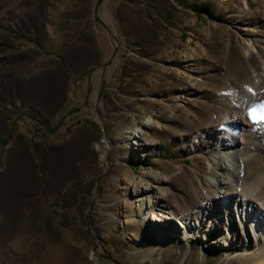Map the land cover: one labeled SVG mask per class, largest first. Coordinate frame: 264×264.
Wrapping results in <instances>:
<instances>
[{
	"label": "rangeland",
	"instance_id": "1",
	"mask_svg": "<svg viewBox=\"0 0 264 264\" xmlns=\"http://www.w3.org/2000/svg\"><path fill=\"white\" fill-rule=\"evenodd\" d=\"M5 1L9 0H0V4ZM226 1L216 5L212 0H144V9L149 10L156 19V25H151V45L148 43L142 49L134 43L129 48L130 55H127L112 35L116 43H112L111 55L102 66L104 71H98L101 78L96 80L95 101L85 100L79 106L74 104L69 109L64 108L52 122L54 128L48 132V136H53L56 142L45 148V155L49 158V155H55L54 150L60 145L87 133L85 129H74L87 125L96 131V137H92L94 139L89 141L90 144H79L80 154L70 158L82 161L83 168H69L64 173V177H73L81 171V181L85 179L86 183L80 195L86 203V211L80 215L73 206L64 211L58 206L49 215L55 228L52 240L69 243L71 246L67 251L73 258L63 261V250L51 248V238L42 231L34 235V242H6L7 247L0 249V264H135L129 254H144L156 240L147 234L143 225L137 226L128 184L142 178L153 185V176H159L167 179L160 183V187H168L181 200L192 199L195 191L207 192L204 186L209 172L220 173L211 162L217 154L226 151L225 148L211 149L214 146H209L217 127L212 120H217L222 110L229 114L237 110V107H231L225 93L229 90L238 92L254 67L264 65V0H248L249 4L243 12L235 0ZM112 2L123 3L125 7L122 10L128 8L130 11H137L141 5L137 0H96L95 7L100 9L106 4V14L110 17L109 6ZM204 3H209L213 13L224 21L214 20L201 11L200 6ZM106 16L104 9L98 13L103 20H106ZM96 23L99 21L96 20ZM248 44L255 51L243 57ZM127 58L140 68L134 83L143 93L142 98L126 103L122 99L128 95V91L118 87V104L109 105L115 114L112 120H108L101 115L99 105L101 96L108 95L105 78L109 72H105V69L118 61L113 74L118 79L121 76L118 69ZM144 58L143 62H148L147 65L141 63ZM98 74L96 72V76ZM80 110H86L92 119L82 116ZM31 111L11 113L8 107L0 106V115L5 114L6 120L11 122L8 132L4 136L0 134V160L11 139L14 122L24 121L34 127V114ZM150 121L153 126L148 129V137L154 141L139 148L128 131H142L145 123ZM64 124L66 130L62 127ZM36 131L35 138L38 137ZM248 134L252 135L249 141L261 145L264 152V130L255 129ZM248 152L259 153L257 148ZM34 155L38 165L36 171L40 177H45L48 170L39 167L40 154L34 152ZM209 163L211 168H208ZM143 170L150 171V175L142 176ZM117 177L120 188L116 190ZM77 183L79 181L68 180L59 193L60 197L78 203L79 193L72 190ZM147 194L153 195V189H148ZM199 205L205 218L212 216L216 210L205 201ZM152 207L157 209V200L152 201ZM209 207L210 210L207 209ZM125 216L130 218V223H119L125 220ZM219 221L221 224L216 229L201 224L181 234L189 237L188 249L180 243L175 249V258L166 264H245L246 261L237 260L235 256L251 250L253 242L246 238L239 241L229 239L235 227L240 230L236 217L232 220L229 234L222 224L223 216ZM172 224L175 225V221ZM162 225L163 230L172 227L169 222ZM247 229L244 228V233L249 234ZM108 232L112 236L109 237ZM174 232L167 230L169 236H173ZM131 233H138L137 238L129 243L124 241L122 235L132 237ZM227 235L228 241L225 240ZM225 241L227 245L221 244ZM37 242H41L42 246H36ZM20 244H27L28 247L17 248L16 245ZM170 248L160 244L153 251L167 252ZM228 252L234 259L225 258ZM89 256L93 259L90 260ZM222 258L224 261H220ZM148 262L154 263V259Z\"/></svg>",
	"mask_w": 264,
	"mask_h": 264
},
{
	"label": "crops",
	"instance_id": "2",
	"mask_svg": "<svg viewBox=\"0 0 264 264\" xmlns=\"http://www.w3.org/2000/svg\"><path fill=\"white\" fill-rule=\"evenodd\" d=\"M95 1L9 0L0 4V9L7 5V9L0 12V106L8 107L11 113L32 110L34 114V127L28 122H14L11 139L0 160V249L7 247L5 243L11 240L34 242V235L43 231L51 238V248L57 243L63 250V261L73 258L67 251L71 246L69 243L52 240L55 228L49 215L58 206L62 211L73 206L80 215L86 211V203L80 195L86 183L85 179L81 181V171L73 177H64L66 169L81 170L82 161L66 160L65 157L69 154V147L85 142L90 144L92 137H96V131L87 125L74 129H85L87 133L54 150L59 154L54 163L50 161V155L49 158L45 155V148L56 142L48 132L54 128L52 122L64 108L69 109L74 104L79 106L85 100L95 101L96 80L101 78L98 71L103 70L102 66L111 55L112 43H116L112 35L122 50L130 55L129 48L134 43L142 49L148 43L151 45V25H156V19L144 9V0H137L141 3L137 11L122 10L125 4L112 2L110 17L106 14V4L99 9L95 7ZM102 9L107 15L106 20L98 17ZM130 61L127 58L121 64L118 79L113 77L118 61L105 69L109 72L105 78L108 95L101 96L99 105L101 115L108 120H112L115 114L109 105L118 104V87L127 89L128 95L122 99L126 103L142 98L143 93L134 83L140 68ZM143 61L145 58L141 63L147 65L148 62ZM81 113L92 119L86 110ZM10 123L5 114L0 115L2 136L8 132ZM65 126H62L64 130ZM35 131L37 138L34 137ZM34 152L42 158L39 167L48 170L45 177H40L36 171L38 165ZM80 152H73V158ZM72 179L79 181L72 189L79 193L78 203L70 198L62 199L59 194L64 184ZM35 245L42 246L41 242ZM16 247L26 248L28 245Z\"/></svg>",
	"mask_w": 264,
	"mask_h": 264
},
{
	"label": "bare ground",
	"instance_id": "3",
	"mask_svg": "<svg viewBox=\"0 0 264 264\" xmlns=\"http://www.w3.org/2000/svg\"><path fill=\"white\" fill-rule=\"evenodd\" d=\"M212 1L216 5L227 2L226 0ZM235 2L242 12L249 4L248 0H235ZM6 9L7 5L2 7L0 12H4ZM254 51L252 45H246L243 57L253 54ZM225 96L228 97L231 107L235 106L237 110L231 114L222 110L217 120H212L217 127L214 130L216 134H213L214 136L209 140V146H214L211 149L225 148L226 151L217 154L211 162L220 170V173L209 172L205 179L207 180L204 186L207 188L206 193L193 191L192 199L181 200L168 187H160V183L167 179L159 176H153L152 181L155 183L153 185H150L149 180L143 181L142 178L135 179L128 184L133 196L130 203L135 216H137L135 219L137 226L143 225L147 234L156 240L144 254L138 252L129 254L130 260L135 264H166L167 261L175 258L177 254L175 249L180 243L188 249L189 237L180 236L181 234L201 224L209 229H216L221 224L219 221L221 216H223L222 224H224L227 234L230 232V225L235 217L239 223L240 230L235 227L230 235V240L239 241L246 238L249 242H253L251 250H245L235 258L246 261L247 264H264V152L261 145L255 141H249V137L252 135L248 134V132L252 134L255 129L264 130V65L254 67L252 74L248 75V79L238 92L229 90ZM150 122L145 123V128L142 131L136 130V133L128 131L133 143L139 148L146 147L154 141L153 138L148 137V129L153 126V122ZM253 148H257L259 153L248 152ZM78 151L77 144L73 148L69 147L70 156L68 154L65 159L69 160L72 153L76 154ZM9 159L13 160L11 157ZM50 159L51 162L59 159V154L50 156ZM211 163L208 168H211ZM148 175H150V171L143 170L142 176ZM115 183L117 190L120 188L119 177L115 178ZM148 189H153L154 194L145 195ZM153 200L158 202L157 209L152 207ZM202 201L208 203L210 207L213 205L212 209H216L212 216L205 218V214L201 212L202 206L199 205ZM210 207L207 209L210 210ZM250 218H252L251 221ZM172 221H175V225L172 224ZM165 222H169L172 226L167 230L175 231L173 236H169L167 230L160 227H163L162 224ZM119 223L129 224L130 218L125 216V220ZM246 227L250 231L249 234L248 232L244 233ZM131 234L132 237L122 235L124 241L132 242L138 236V233ZM108 236H112L111 232H108ZM228 237L227 235L225 240ZM160 244L171 248L169 251H165L166 254H163L165 253L163 251L154 253L153 250ZM221 244L227 245L228 242L225 241ZM56 247L60 249L57 243ZM189 254L193 255L192 252ZM226 255L225 258L230 257L231 253L228 252ZM88 258L93 259L92 256ZM151 258L154 259V263L148 262ZM230 258L234 259V257ZM220 261H224V258Z\"/></svg>",
	"mask_w": 264,
	"mask_h": 264
},
{
	"label": "trees",
	"instance_id": "4",
	"mask_svg": "<svg viewBox=\"0 0 264 264\" xmlns=\"http://www.w3.org/2000/svg\"><path fill=\"white\" fill-rule=\"evenodd\" d=\"M201 11L205 12L210 18L218 21H224L222 18L216 16L213 11L210 9L209 3H204L200 6Z\"/></svg>",
	"mask_w": 264,
	"mask_h": 264
},
{
	"label": "water",
	"instance_id": "5",
	"mask_svg": "<svg viewBox=\"0 0 264 264\" xmlns=\"http://www.w3.org/2000/svg\"><path fill=\"white\" fill-rule=\"evenodd\" d=\"M100 242V239L98 238V243Z\"/></svg>",
	"mask_w": 264,
	"mask_h": 264
}]
</instances>
